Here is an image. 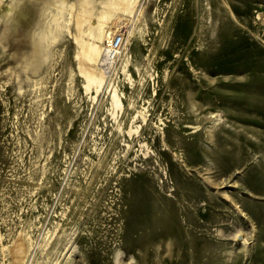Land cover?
<instances>
[{
  "label": "rangeland",
  "instance_id": "obj_1",
  "mask_svg": "<svg viewBox=\"0 0 264 264\" xmlns=\"http://www.w3.org/2000/svg\"><path fill=\"white\" fill-rule=\"evenodd\" d=\"M79 1L0 0V264H264V0H128L100 68Z\"/></svg>",
  "mask_w": 264,
  "mask_h": 264
},
{
  "label": "bare ground",
  "instance_id": "obj_2",
  "mask_svg": "<svg viewBox=\"0 0 264 264\" xmlns=\"http://www.w3.org/2000/svg\"><path fill=\"white\" fill-rule=\"evenodd\" d=\"M63 2V1H62ZM80 10L77 12L76 14V18H75V27L78 31V37L76 34L75 37V41L76 43L79 45V50L81 49L80 53L78 52V55L81 56L82 59H88L89 61H97V65H99V68L101 67V61L102 59L106 62L107 60L105 59V51H106V47L108 46L111 38L113 35H109L108 31L104 32V20H107L110 18L111 13L113 11H121V13L128 15V17H131L133 12H134V7H135V3L136 1L129 3L128 0H118L117 2L115 0H106V2L104 3L105 5V10H102L100 13H98L97 15V24L95 25V27L98 29V35L95 37H92L94 40L91 43H87L85 42L81 37H80V33H83L82 31V25L85 23V21L91 16L92 14V8L90 9L89 5L91 3H93L92 0H80ZM71 6V5H70ZM137 7V6H136ZM142 7V6H140ZM139 13V12H138ZM122 14V15H123ZM140 14V13H139ZM62 17V12H58L54 17H53V23L55 26V29L51 28L50 32L53 33L54 31L57 30V28L60 26V23L57 22L58 19H60ZM134 17V16H133ZM137 18V17H136ZM122 19V18H120ZM103 20V21H102ZM126 21V20H125ZM13 23V22H12ZM90 34L91 31H90ZM56 36V35H53ZM31 42V41H30ZM32 45V51L30 52L29 50V57H33L36 58L39 52V44H33ZM27 50V49H26ZM86 61V60H84ZM79 62V61H78ZM83 63V60H82ZM84 64V63H83ZM94 64V63H93ZM86 65V64H85ZM90 66V63H89ZM78 69V68H77ZM84 72L83 75L85 74L87 76V78L93 83L96 82L98 85H100V83H102L103 81H100L102 79H96L95 77V70H88L85 69L84 71L80 68L79 72ZM99 74V73H98ZM102 74V73H101ZM103 76V75H101ZM84 78V77H83ZM103 78V77H102ZM87 83V82H86ZM91 83V84H92ZM93 85V84H92ZM96 85V84H94ZM102 86V85H101ZM113 100L114 103L116 105H118V99L116 98V95L113 94ZM238 201V200H237ZM260 210V209H259ZM178 227V226H177ZM181 231H178L177 234H179ZM24 245V244H23ZM19 246V244H18ZM17 248V247H16ZM9 251V250H8ZM12 255V254H11ZM70 256V255H69ZM72 258V257H69ZM21 259V258H20Z\"/></svg>",
  "mask_w": 264,
  "mask_h": 264
},
{
  "label": "built area",
  "instance_id": "obj_3",
  "mask_svg": "<svg viewBox=\"0 0 264 264\" xmlns=\"http://www.w3.org/2000/svg\"><path fill=\"white\" fill-rule=\"evenodd\" d=\"M124 43V34L123 32L116 33L112 36L108 48L105 52L106 63L113 61L117 55L120 53L122 45Z\"/></svg>",
  "mask_w": 264,
  "mask_h": 264
}]
</instances>
